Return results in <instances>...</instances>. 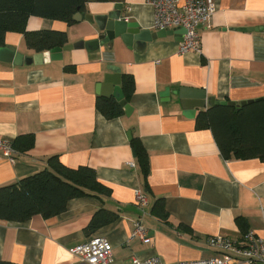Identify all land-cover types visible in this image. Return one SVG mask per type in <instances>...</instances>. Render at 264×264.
I'll return each instance as SVG.
<instances>
[{"label": "crops", "instance_id": "1", "mask_svg": "<svg viewBox=\"0 0 264 264\" xmlns=\"http://www.w3.org/2000/svg\"><path fill=\"white\" fill-rule=\"evenodd\" d=\"M115 4L91 2L87 15H106ZM122 5L126 22L159 33L148 0H123ZM27 29L64 31L68 45H85L40 66L18 67L10 56L0 57V139L35 138L34 147L19 152L15 163L0 161V187L44 171L57 156L69 168H92L112 196L73 199L63 214L50 219L0 220V261L86 264L74 259L70 249L92 237L111 242L110 264H133L134 257H159L165 264L210 259L220 256L209 247L210 237L243 241L239 217L264 238V163L224 159L213 133L196 128L204 110L190 118L174 95L188 87L203 89L208 99L238 105L264 98V0H216L210 28H200V54H180L182 35L152 38L143 45L119 37L98 49L100 32L87 19L69 26L31 17ZM6 46L26 57L37 54L20 34H7ZM111 66L120 69V76L134 78L135 92L127 101L130 114L108 120L96 102L103 97L98 93L105 75H113ZM116 89L104 91L119 102ZM133 137L149 156V191L130 145ZM137 190L148 197L145 213L136 202ZM159 200L167 219L154 213ZM101 209L117 219L87 236L85 229ZM136 223L151 243L133 238Z\"/></svg>", "mask_w": 264, "mask_h": 264}, {"label": "trees", "instance_id": "2", "mask_svg": "<svg viewBox=\"0 0 264 264\" xmlns=\"http://www.w3.org/2000/svg\"><path fill=\"white\" fill-rule=\"evenodd\" d=\"M91 2L122 3L123 0H0V47L6 46L7 34L16 33L22 35L25 45L37 53L64 48L69 44L66 32L29 31V19L39 17L71 26L77 23L74 19L77 13L87 14V5ZM121 90L124 99L129 101L135 92L132 76H121ZM96 108L108 120L125 114L123 107L113 99L99 97ZM196 128L213 133L224 159H258L264 163V98L239 109L219 105L201 111L196 118ZM34 145L33 135H23L14 141V147L22 153ZM130 145L149 191L148 153L138 138L133 137ZM47 165L42 172L0 187V220L24 223L36 215L50 219L63 214L73 199L94 197L103 201L112 196V190L98 180L90 167L69 168L57 156L51 157ZM158 202L160 206L154 213L161 219H167L164 204L161 200ZM116 219V214L101 209L93 216L85 234L91 236ZM237 224L244 236L249 230L247 221L239 217ZM0 264L16 263L0 261Z\"/></svg>", "mask_w": 264, "mask_h": 264}, {"label": "built area", "instance_id": "3", "mask_svg": "<svg viewBox=\"0 0 264 264\" xmlns=\"http://www.w3.org/2000/svg\"><path fill=\"white\" fill-rule=\"evenodd\" d=\"M148 3L154 9V29L156 31L167 32L180 29L186 31L180 43V54H200L202 52L200 28H210L211 19L216 12V0H148ZM18 154L14 141L0 139V161L15 163ZM135 196L138 207L145 213L148 206L146 193L137 190ZM146 235V230L142 225L136 223L133 238L141 237L144 244H149L151 239L145 238ZM208 245L219 252L220 256L174 264H264V238L252 230L245 234L241 242L217 235L208 239ZM113 249V245L107 238L92 237L87 242L70 249V253L81 263L110 264L113 260ZM133 264L165 263L159 257L144 260L134 257Z\"/></svg>", "mask_w": 264, "mask_h": 264}, {"label": "water", "instance_id": "4", "mask_svg": "<svg viewBox=\"0 0 264 264\" xmlns=\"http://www.w3.org/2000/svg\"><path fill=\"white\" fill-rule=\"evenodd\" d=\"M123 5L122 3H117L114 9L108 12L106 15L102 16H91L87 14L77 13L74 17L76 21H82L87 19L96 24L100 32L99 39L95 41L100 49V45H108L110 47L111 43L116 38H122L127 44H132L136 42L137 44L143 45L144 43L150 41L157 37L175 36V35H185L186 31L184 29L175 31H161L159 33H151L150 31H142L137 23L126 22L125 17L122 16ZM246 30V29H244ZM249 31H254L257 29L250 28ZM135 43V44H136ZM83 42L76 43L74 45H68L64 48H57L48 53H37L33 57H26L21 53H17L14 47L5 46L0 47V57L6 56L12 60L15 66H40L48 60L58 61L63 58V52L72 50L74 48L84 47ZM138 46V45H136ZM109 70L113 75H105L104 85H101L102 92L98 93L103 95L104 98L109 99V95L105 93V89H112L117 87V96L120 99L118 102L124 109L127 115L130 114L131 108L127 101L124 99L122 90L119 91L118 86L121 85L120 69L117 67H109ZM174 95L178 97L180 105L185 112V115L193 118L196 116L198 110H207L208 108L214 106H230L237 109L251 104L254 101L242 102L241 104L227 102V101H217L214 98H207L206 92L203 89H194L188 87H181L174 92ZM260 100V99H259Z\"/></svg>", "mask_w": 264, "mask_h": 264}]
</instances>
